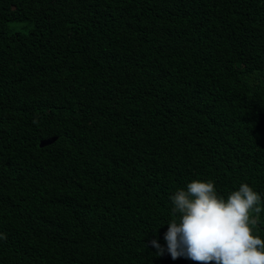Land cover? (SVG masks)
I'll list each match as a JSON object with an SVG mask.
<instances>
[{"label":"trees","instance_id":"1","mask_svg":"<svg viewBox=\"0 0 264 264\" xmlns=\"http://www.w3.org/2000/svg\"><path fill=\"white\" fill-rule=\"evenodd\" d=\"M197 179L264 209V0H0V264H197Z\"/></svg>","mask_w":264,"mask_h":264},{"label":"clouds","instance_id":"2","mask_svg":"<svg viewBox=\"0 0 264 264\" xmlns=\"http://www.w3.org/2000/svg\"><path fill=\"white\" fill-rule=\"evenodd\" d=\"M167 250L173 259L184 256L197 264H264V239L254 234L261 208V195L247 183L225 198L212 180H193L187 190L171 197ZM253 213L255 215H253ZM160 254L163 249L152 241Z\"/></svg>","mask_w":264,"mask_h":264},{"label":"rangeland","instance_id":"3","mask_svg":"<svg viewBox=\"0 0 264 264\" xmlns=\"http://www.w3.org/2000/svg\"><path fill=\"white\" fill-rule=\"evenodd\" d=\"M30 26L31 25L29 23H21V24L11 26L10 31L14 32L16 30H28Z\"/></svg>","mask_w":264,"mask_h":264},{"label":"water","instance_id":"4","mask_svg":"<svg viewBox=\"0 0 264 264\" xmlns=\"http://www.w3.org/2000/svg\"><path fill=\"white\" fill-rule=\"evenodd\" d=\"M56 138H50V139H47L45 141H42L41 145L44 146V145H47V144H50L51 142H53Z\"/></svg>","mask_w":264,"mask_h":264}]
</instances>
